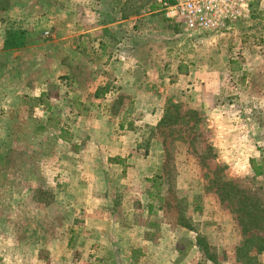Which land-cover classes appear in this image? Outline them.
I'll list each match as a JSON object with an SVG mask.
<instances>
[{
    "label": "rangeland",
    "instance_id": "rangeland-1",
    "mask_svg": "<svg viewBox=\"0 0 264 264\" xmlns=\"http://www.w3.org/2000/svg\"><path fill=\"white\" fill-rule=\"evenodd\" d=\"M104 3L106 12L144 15L155 0ZM175 30L170 40L185 71L213 68L219 76L216 105L222 111L207 118L179 99L170 102L167 126L137 129L135 139L119 132L121 118L80 112L76 95L69 101L77 112H65L66 90L76 94L94 69L79 56L73 60L78 78L66 81V48L52 59L49 34H41L35 47L0 54V264H212L209 257L245 264L236 255L243 240L264 238V178L250 174L251 160L260 167L264 161V0L252 8L249 22L230 32L186 36ZM41 90L45 94L38 97ZM213 120L229 130L203 126ZM215 131L228 132L229 144L216 145ZM223 181L235 184L238 195ZM137 205L132 213L130 206ZM103 212L107 248L99 249L96 226L85 220ZM129 224L135 232L124 230ZM87 230L95 234L92 245L76 250L84 248ZM197 236L206 254L196 246ZM133 237L139 246L134 249ZM66 242L69 250L60 256ZM257 260L264 264V255Z\"/></svg>",
    "mask_w": 264,
    "mask_h": 264
},
{
    "label": "crops",
    "instance_id": "crops-1",
    "mask_svg": "<svg viewBox=\"0 0 264 264\" xmlns=\"http://www.w3.org/2000/svg\"><path fill=\"white\" fill-rule=\"evenodd\" d=\"M66 1L72 8L66 5ZM104 2L105 0H0V54L6 52L4 45L9 31L25 30L27 48L35 47L40 41L39 36L48 33L52 59L58 60L59 49L66 48L62 58L67 65L66 81L72 82L78 78L73 71V60L79 56L83 63L94 69L88 75L89 81L80 85L81 89L76 91V94L66 90L65 112L70 114L77 112L69 101L76 95L83 103L80 112H87L90 109L105 114L107 118L112 117L117 120L121 118L120 123L118 122L119 132L133 139L136 137L134 132L137 129L157 128L169 102L175 103L179 99L186 101L194 108V111L206 114L207 118L222 111H219L216 105L221 98L215 92L219 76L213 68H210L209 73L201 69L191 70V68L185 71L186 68L182 65L186 62L181 61L183 56H177V48L170 40L175 35V26L154 14L130 15L124 18L119 10L114 8L106 12ZM79 47L82 49L80 55L75 51ZM209 63L212 64V61ZM55 80L61 79L55 78ZM89 82L93 83L91 89H88ZM179 85L190 89L183 91L182 88H178ZM37 93H40L38 97L44 96L45 90ZM34 95L37 96V94ZM87 97L95 101L90 104L85 101ZM133 113L143 114V118L137 116L140 119L131 121L127 117ZM203 126L213 130L224 126V122L213 120L211 126L207 124ZM223 129L229 130L226 126ZM227 133L210 132L211 136L213 134V138H216L213 140L215 144L220 146L229 144L230 137L226 136ZM138 142L132 147L134 148ZM220 153L223 156L224 152L219 151ZM127 163H129V157ZM127 163L122 160L123 165ZM261 167L263 170L261 178H264V161H261ZM249 173L250 170L246 172L248 175ZM122 205L125 208V203ZM33 208H35V217H39L37 215L40 213L39 207L35 205ZM137 208L138 205L130 206V211L134 213ZM107 216L108 213L103 212L101 215L88 216L85 220L88 226L90 224L96 226L95 234L98 236L99 249L107 248V244H104L105 239L102 237L104 233H107L104 227ZM118 222L120 225L123 224ZM113 223L115 225L114 221ZM130 226L133 225L129 224V229L124 230L129 233L135 232L130 229ZM87 231V236L84 238L86 243H80L81 247L85 245L84 248L76 245V250H87L88 245H92L89 243H93L91 241L95 234L90 235V230ZM118 231L120 233L121 229ZM113 232L115 233L114 229ZM135 241H137L136 238H129V245L133 249L139 247ZM113 246L116 250V245ZM68 250L69 244L66 242L61 247L59 255H66ZM193 252L194 250L191 249L190 254ZM3 255L0 253V256Z\"/></svg>",
    "mask_w": 264,
    "mask_h": 264
},
{
    "label": "built area",
    "instance_id": "built-area-1",
    "mask_svg": "<svg viewBox=\"0 0 264 264\" xmlns=\"http://www.w3.org/2000/svg\"><path fill=\"white\" fill-rule=\"evenodd\" d=\"M256 0H155L149 14L160 15L186 36L220 34L251 19ZM261 0H259L260 2ZM48 33H45L47 36Z\"/></svg>",
    "mask_w": 264,
    "mask_h": 264
},
{
    "label": "trees",
    "instance_id": "trees-1",
    "mask_svg": "<svg viewBox=\"0 0 264 264\" xmlns=\"http://www.w3.org/2000/svg\"><path fill=\"white\" fill-rule=\"evenodd\" d=\"M258 2H259V0H256L253 4L252 8L256 4H258ZM130 15H138V14L137 13L128 14V15L121 14V16L124 18L127 16H130ZM157 16L161 17L165 22H167L162 16H160V15H157ZM167 23H169V22H167ZM172 26H174V25H172ZM26 37H27V34H26L25 30L17 29V30L9 31L7 33V38L5 41L4 49L10 50L13 48L23 47L25 45V42H26ZM13 38H17L19 40L18 43L15 45H13L11 43V39H13ZM172 107H174V105L169 102V104L167 105V108L165 109V112H164V115H163L161 121L157 125V129H160L162 127L167 126V124L169 123V121L171 119L170 108H172ZM250 164H251V170L253 172L254 177H259L263 174L262 167L256 165L253 160L250 161ZM222 185L225 187H231L234 190V192L238 195V192H236V190L239 188H236V185L233 184L232 182L223 181ZM224 191H226V190L221 191V194H220V198L222 201L227 199V198H224L222 196ZM240 197H241V195H240ZM247 220H248V218H247ZM239 222L241 225V231L244 233L245 227H246L245 218L243 220H239ZM196 246L199 247V250L203 251V253L206 254V247H205L206 245H205L204 239L202 237L197 236ZM252 251H254V252H252ZM236 253H237L236 254L237 257L241 258L245 264H259V262L257 260V256L259 254L264 253V238L258 237V236H249V237L245 238L243 240L241 246L236 250ZM209 259L212 260V262H211L212 264H218L212 257H209Z\"/></svg>",
    "mask_w": 264,
    "mask_h": 264
}]
</instances>
